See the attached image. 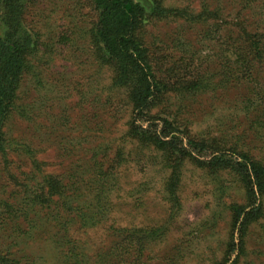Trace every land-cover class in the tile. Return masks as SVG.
<instances>
[{"label": "trees", "instance_id": "obj_1", "mask_svg": "<svg viewBox=\"0 0 264 264\" xmlns=\"http://www.w3.org/2000/svg\"><path fill=\"white\" fill-rule=\"evenodd\" d=\"M43 1L0 0V159L9 173L10 157L16 151L28 156L29 160H24L26 167L32 165L28 172H20V180L10 174L19 187L17 198L0 200V228L6 231L11 224L13 229L8 233L11 243L5 248L18 245L15 239L22 238L12 236L20 232L23 224L29 228L25 233L38 229L40 223L30 216L39 214L53 229H61V252L68 250L73 260H68V264H81L73 259L78 257L72 255L78 251L76 248L83 252V263L151 264L145 252L167 233V224L159 228L112 226L115 245L92 259L85 246L75 244L78 232L110 219L113 211L105 206L110 207L111 197L117 191V174L128 161L126 150L130 145L153 153L152 165L166 173L163 191L170 219H175L182 208L179 190L187 163L215 179L222 174L234 177L244 190V202H231L227 206L230 213L227 239L222 255L212 264H241L248 253L250 227L264 217V163L251 152L228 148L215 139L192 136L158 110L171 93L212 90L218 78L226 86L253 84L252 91L259 94V112L264 119V15L256 12L257 7L264 8V0H201L198 10L167 6L163 0H85L95 20L87 28L73 24L67 34L74 32L86 39L92 62L111 73L108 88L102 89L93 103H103L105 108L111 92L123 91L129 121L124 123L126 128L118 138H103L108 139L106 143L96 145L91 177L74 174L72 179L45 172L32 146L15 142L6 130L13 116L32 125L46 115L36 101L23 97L27 82L32 81L36 91L43 87L46 71L52 64L49 57L55 52L49 38H44L45 34L34 27L29 17L31 10L35 14L40 12L38 7ZM163 22L175 23L182 30L199 27L205 37L219 38L220 44L216 46L221 48L220 70L211 71L209 65H216L217 61L212 56L202 58L200 48L191 42L182 49L174 43L184 55L182 60L176 61L166 54L161 46L164 44L168 49V45L150 33ZM65 41L70 42L67 38ZM204 64L207 67L203 72ZM105 93L108 95L103 101ZM97 178L104 182L102 189L98 188L102 193L80 192L82 183L90 186ZM84 196L87 198L83 199ZM7 256L0 254V264H11ZM157 260L154 264H171L170 258Z\"/></svg>", "mask_w": 264, "mask_h": 264}, {"label": "rangeland", "instance_id": "obj_2", "mask_svg": "<svg viewBox=\"0 0 264 264\" xmlns=\"http://www.w3.org/2000/svg\"><path fill=\"white\" fill-rule=\"evenodd\" d=\"M163 1L167 6L194 10H198L201 4V0ZM38 10L37 14L31 10L32 16L29 17L34 27L36 25L45 34L44 38H49L55 52L49 57L52 64L46 71L43 87L36 91L29 81L25 83L23 97L36 101L46 115L37 118L32 125L13 116L6 130L15 142L32 146L45 172L71 179L75 178L74 174L91 177L90 166L96 145L106 143L108 139L103 138H118L126 128L124 123L129 121L127 97L123 91L116 90L109 95L105 108L103 103H93L102 89L108 88L111 73L92 62L86 39L82 40L74 32L67 34L73 24L87 28L95 20L85 0H44ZM256 12L264 15V8L257 7ZM150 33L164 40L168 49L164 44L161 48L174 60L184 58L178 49L191 42L200 48L202 58L212 56L217 61L216 65H209L211 71L220 70L221 48L216 46L220 44L219 38L205 37L199 27L188 26L182 30L175 23L163 22L152 28ZM66 38L70 42H66ZM206 67L204 64L201 71L204 72ZM226 85L216 78L212 90L171 93L158 112L176 121L192 136L215 139L228 148L251 152L264 163V119L259 112V94H253V84ZM107 95L102 96L103 101ZM61 144L63 146H59ZM126 153L128 161L119 169L121 174H117V191L111 197L110 207L102 201L107 209L113 211L110 219L78 232L75 238L79 240L75 244L85 246L86 254L92 259L115 245L117 239L112 232L114 230L110 229L112 226L122 229L134 226L159 228L167 224V233L145 252L151 264L158 262L157 259L167 261L168 258L171 264H212L220 258L229 231L227 206L231 202H244V190L234 177L222 174L215 179L187 163L179 190L182 208L175 219H170L171 211L163 191L166 173L152 165L154 154L130 145ZM10 158V171L20 180V172H28L32 167H26L24 160L29 158L21 151L14 152ZM11 172L6 170L0 159V200L17 198L19 187L12 182ZM103 183L100 178L94 179L90 186L82 183L80 192L87 195L102 193L98 188L102 189ZM85 213L89 212L85 210ZM33 218L40 227L33 233H25L29 228L23 224L20 232L12 236L20 235L22 238L15 239L18 245L12 249L5 248L11 243L8 235L13 231L11 224L6 226V231L0 228V252H5L0 253L1 256L9 253L7 259L11 264L72 262L68 250L61 252V229H53L43 215L32 214L30 219ZM76 249L78 251L72 254L78 255L73 257L75 262L90 264L89 261L83 263V252ZM247 249L241 264H264V217L250 227Z\"/></svg>", "mask_w": 264, "mask_h": 264}]
</instances>
